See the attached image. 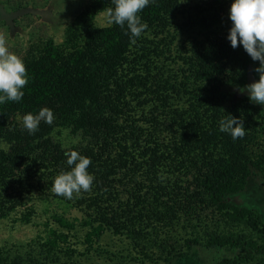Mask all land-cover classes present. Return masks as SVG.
<instances>
[{"label": "trees", "instance_id": "1", "mask_svg": "<svg viewBox=\"0 0 264 264\" xmlns=\"http://www.w3.org/2000/svg\"><path fill=\"white\" fill-rule=\"evenodd\" d=\"M231 2L152 0L139 13L148 27L134 39L126 25H96L112 0L87 4L61 44L50 40L25 63L22 100L0 104V140L9 146L0 151V219L23 208L29 221L36 198L54 197L83 210L88 237L111 231L143 242L146 227L192 222L214 207L259 235H209L210 248L246 251L218 264H264L262 216L228 200L253 170L264 174V109L237 93L259 79V61L227 39ZM44 107L53 123L29 134L17 118ZM230 115L242 121L244 137L220 131ZM57 127L87 143L64 148L52 138ZM71 151L90 158L94 180L67 199L52 186L70 170ZM6 259L0 255V264H21Z\"/></svg>", "mask_w": 264, "mask_h": 264}, {"label": "rangeland", "instance_id": "2", "mask_svg": "<svg viewBox=\"0 0 264 264\" xmlns=\"http://www.w3.org/2000/svg\"><path fill=\"white\" fill-rule=\"evenodd\" d=\"M92 1L0 0V38L24 63L34 61L42 55L50 40L56 44L64 41L67 27ZM95 23L99 27L108 26L109 13L98 14ZM253 82L251 77L247 85ZM237 93L248 96L246 91ZM256 105L264 109V105ZM17 120L23 126L22 117ZM52 138L64 148L87 143L83 135L65 127L54 128ZM8 147L6 141L0 140V151ZM228 200L257 210L264 220V174L253 170L245 190L229 196ZM33 205L34 214L29 221L21 218L23 208L0 219L3 260L7 257L6 260L21 264H49L50 261L57 264H218L246 251L210 248L206 245L209 235H246L249 239H259L245 223L232 220L214 207L202 210L192 222L183 221L187 218L181 217L173 227H146L145 240L140 242L111 231L99 238L88 237L90 230L84 225L83 210L54 197L36 198Z\"/></svg>", "mask_w": 264, "mask_h": 264}, {"label": "clouds", "instance_id": "3", "mask_svg": "<svg viewBox=\"0 0 264 264\" xmlns=\"http://www.w3.org/2000/svg\"><path fill=\"white\" fill-rule=\"evenodd\" d=\"M114 8L109 10V22L127 26L131 38L140 37L148 25L142 22L139 13L152 0H112ZM231 21L227 39L233 48L242 45L253 61H259L255 69L259 79L241 92H247L251 103L264 105V0H232L228 11ZM28 83L27 68L24 61L10 52L6 41L0 38V104L7 101L20 102L24 96V87ZM55 119L51 109L44 107L37 114L26 113L22 117L24 129L29 134L38 131L41 121L51 125ZM220 131L229 133L233 140L245 135V127L240 118L233 115L220 121ZM70 170L60 173L54 180L52 191L67 199L74 193L88 191L94 177L88 172L90 158L77 151L65 153Z\"/></svg>", "mask_w": 264, "mask_h": 264}]
</instances>
